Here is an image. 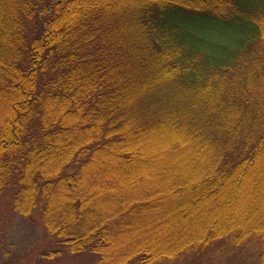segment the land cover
Wrapping results in <instances>:
<instances>
[{
    "label": "trees",
    "instance_id": "16d2710c",
    "mask_svg": "<svg viewBox=\"0 0 264 264\" xmlns=\"http://www.w3.org/2000/svg\"><path fill=\"white\" fill-rule=\"evenodd\" d=\"M3 200L49 257L264 264V0H0Z\"/></svg>",
    "mask_w": 264,
    "mask_h": 264
},
{
    "label": "rangeland",
    "instance_id": "374dc122",
    "mask_svg": "<svg viewBox=\"0 0 264 264\" xmlns=\"http://www.w3.org/2000/svg\"><path fill=\"white\" fill-rule=\"evenodd\" d=\"M198 27L211 24L199 21ZM219 27L218 37L228 41L234 39L227 28L216 23ZM227 39V40H226ZM232 42V41H231ZM230 43V42H229ZM232 45V44H231ZM155 145H149L147 151L155 150V156H159ZM54 245L48 234L42 218V212L35 211L30 215L16 213L6 203L0 201V264H81L82 260L70 256L69 258L49 257ZM212 251V253H210ZM214 253V254H213ZM204 257L189 258L185 262H173L165 264H258L259 250L251 249L232 251L231 247L221 246L217 250H210L203 253ZM213 254V255H212ZM210 258V262L207 258ZM192 259V260H190Z\"/></svg>",
    "mask_w": 264,
    "mask_h": 264
}]
</instances>
